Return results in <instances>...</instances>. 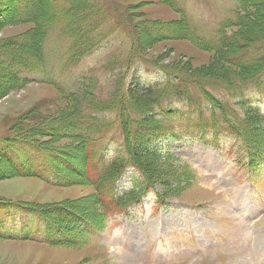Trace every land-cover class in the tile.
<instances>
[{"label": "rangeland", "instance_id": "374dc122", "mask_svg": "<svg viewBox=\"0 0 264 264\" xmlns=\"http://www.w3.org/2000/svg\"><path fill=\"white\" fill-rule=\"evenodd\" d=\"M15 1L0 0V264H264V80L235 84L218 54L239 30L221 33L238 0H75L70 25L57 14L69 0L31 16ZM245 1L257 13L246 33L263 43L264 0ZM185 81L197 106L168 101L141 136L102 110L113 97L119 111L129 89ZM78 110L104 125L98 135ZM229 121L260 153L240 151ZM11 154L37 177H18ZM134 156L146 181L133 163L116 174Z\"/></svg>", "mask_w": 264, "mask_h": 264}, {"label": "trees", "instance_id": "16d2710c", "mask_svg": "<svg viewBox=\"0 0 264 264\" xmlns=\"http://www.w3.org/2000/svg\"><path fill=\"white\" fill-rule=\"evenodd\" d=\"M18 1L19 0L15 1L14 6L18 3ZM43 1L44 0H27V3L26 4L24 3L25 10L24 9H21V10L22 12L26 11L27 13V10H26L27 6L29 7L28 9H37L36 4H40ZM51 1H54V0H51ZM70 4H76L75 0H69L63 8L57 11V14H59L58 17H62L65 21V24L67 25H70L69 23H71V14H74L76 10L72 8ZM42 9L44 10V8ZM257 10L259 11L261 10V8H258ZM32 14L33 13L29 12L26 15L31 16ZM256 14L247 12L246 15L242 19H238L239 23L237 25L233 23H225L224 26L222 27L221 33H224L225 30L230 27H238L239 29L235 34L229 37L230 39L227 41L226 46H225V48L227 49V52L218 53L220 57L222 56V58L226 59V61L228 62L227 65L230 67V69L235 70L233 72H226L227 75L228 73L231 74V75H228L227 77L236 81L237 83L235 84L245 85L253 81L258 82L264 79V42L260 43L262 39H258L257 32H255L256 34L246 33L247 29L252 27V21L254 20V17H256ZM82 16L88 19V17L91 15L89 13L86 16V14L84 13L82 14ZM263 30H264V27H263ZM65 31H66L67 37L70 38L69 30L65 28ZM256 42L258 45L256 49H254L255 46H253L252 44ZM88 46L91 47L92 46L91 43H89ZM26 66L30 67L31 69L33 68L32 66H29V65H26ZM222 79L227 80L226 78H222ZM90 82L91 81L87 79H83L82 85L83 84L87 85ZM170 86L171 84L169 82L166 85L159 87V88L149 87L147 89H141V88H138L135 90L129 89L128 91L129 93L132 94V98L130 97L126 99L125 101H123L122 104L120 105L119 111L115 109L116 101L114 100L113 97L105 99V101L103 102L104 109L102 110L106 111L107 113L112 112L113 114H116L119 116L123 115V116H127L131 118L132 120L137 122L139 136H141V134L145 131L144 127L146 125H151L150 123L153 124V122H155L153 119L154 116H151L153 112H154V115L158 112H161V109L163 110L164 105L168 101L174 102V101H179L181 99L184 102L191 104L193 100L191 98V95L195 94L197 96L199 94V89L196 86L191 85L189 81H185L184 84L178 83L177 85H174L171 89H170ZM153 89H159L161 91H166L170 89V91L166 95L159 93L158 95H154V97H150L149 95L154 93ZM135 92L136 94H133ZM200 92L203 94V98L209 99L208 93L206 92L205 89L200 90ZM210 102L214 103V101L212 100H210ZM214 106H215L214 104L210 105L211 108H214ZM86 112H88V110H85L84 113L79 112L78 110V113H80V116L76 118L75 121L82 119L83 121H88L90 124H95V128L88 130V133H90L91 136L93 135L96 136L99 134L98 128L104 127V125L95 122L93 119H90L89 115ZM134 124L135 126L137 125L136 123ZM84 126L86 127V125L83 122L81 127H84ZM94 130H97V131L94 132ZM138 138L141 139L142 137H138ZM137 146H138V149L141 148L140 145L137 144ZM128 154L133 155L132 152H129V150H128ZM119 158L120 157L115 159L110 164V166L107 169L108 171L107 175H109L110 171L113 170L117 166ZM5 160L7 163L10 164L11 168L16 172V175L19 176L20 175L19 171L14 166V164L7 157H5ZM129 163H133L134 165H136L135 167L138 168L141 174L145 177V181H146L147 175L149 176V172L140 163L138 157L136 156H134L132 159L129 158L128 161L124 160L123 164L125 166L122 169H119L116 174H120L121 172H123L126 165ZM133 196H137V195L131 194L129 198L130 203L136 202L138 198V196L137 197H133Z\"/></svg>", "mask_w": 264, "mask_h": 264}, {"label": "bare ground", "instance_id": "6f19581e", "mask_svg": "<svg viewBox=\"0 0 264 264\" xmlns=\"http://www.w3.org/2000/svg\"><path fill=\"white\" fill-rule=\"evenodd\" d=\"M79 2H80V4H85L86 0H80Z\"/></svg>", "mask_w": 264, "mask_h": 264}]
</instances>
